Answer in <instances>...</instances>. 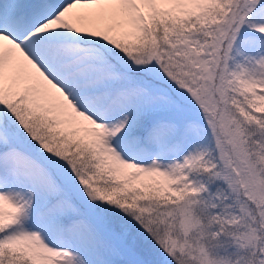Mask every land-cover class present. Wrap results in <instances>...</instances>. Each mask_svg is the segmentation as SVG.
I'll use <instances>...</instances> for the list:
<instances>
[{
    "label": "snow or ice",
    "instance_id": "6c2138e0",
    "mask_svg": "<svg viewBox=\"0 0 264 264\" xmlns=\"http://www.w3.org/2000/svg\"><path fill=\"white\" fill-rule=\"evenodd\" d=\"M0 264H264V0H0Z\"/></svg>",
    "mask_w": 264,
    "mask_h": 264
}]
</instances>
